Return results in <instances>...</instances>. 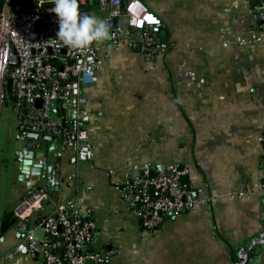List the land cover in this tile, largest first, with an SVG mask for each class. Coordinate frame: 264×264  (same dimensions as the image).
Instances as JSON below:
<instances>
[{
  "label": "crops",
  "instance_id": "crops-1",
  "mask_svg": "<svg viewBox=\"0 0 264 264\" xmlns=\"http://www.w3.org/2000/svg\"><path fill=\"white\" fill-rule=\"evenodd\" d=\"M145 3L165 24L155 61L145 60L139 39L124 40L132 33L125 19L123 39L97 46L106 60L84 90L90 160L72 163L57 139L19 138L15 110L0 108V259L26 236L15 226L3 232V215L42 185L51 196L43 215L70 196L93 209L90 248L118 249L108 264H264V30L255 2ZM83 10L109 15L98 0H85ZM55 114L74 110L60 103ZM146 163L184 164L181 180L196 193L192 206L150 230L118 189L142 174L133 164ZM42 263V255L26 254L4 262Z\"/></svg>",
  "mask_w": 264,
  "mask_h": 264
},
{
  "label": "built area",
  "instance_id": "built-area-1",
  "mask_svg": "<svg viewBox=\"0 0 264 264\" xmlns=\"http://www.w3.org/2000/svg\"><path fill=\"white\" fill-rule=\"evenodd\" d=\"M84 2L80 0V5ZM254 2L264 30V0ZM31 3L32 10L26 13L24 0H0V108L9 103L15 110L19 138L26 137L28 132L62 136L64 147L73 152L72 163L78 164L94 155L88 128L91 112L84 90L97 80V72L106 57L97 53L96 43L84 52L64 46L56 35L59 20L51 11L55 7L53 0H31ZM98 6L109 12L106 21L112 39L105 42L123 39L124 25L119 20L125 19L132 33L124 40L133 44L139 39L145 60H156L162 48L160 35L165 24L145 0H98ZM13 49L18 57L15 66L11 65ZM54 99L58 104L67 103L74 115L54 114ZM39 100L41 105L37 104ZM133 167L142 174L126 179L118 189L136 205L135 214L142 229H153L168 212L180 213L196 202L194 191L181 180L182 175L189 173L188 168L178 170L170 166L173 174H167L149 163L133 164ZM76 177L75 173L71 175V179ZM261 188L264 196V172ZM50 198L48 189L41 185L15 207L18 218L15 227L26 236L0 259V264L17 261L25 254L42 255V264H85L87 259L93 260V264H108L118 249L90 248L97 230L93 209L83 206L76 196H70L56 202L52 213L43 215L39 211ZM40 227L44 235L38 237Z\"/></svg>",
  "mask_w": 264,
  "mask_h": 264
},
{
  "label": "clouds",
  "instance_id": "clouds-1",
  "mask_svg": "<svg viewBox=\"0 0 264 264\" xmlns=\"http://www.w3.org/2000/svg\"><path fill=\"white\" fill-rule=\"evenodd\" d=\"M59 20L57 38L71 50L84 52L93 43L112 39L109 23L80 11V0H53Z\"/></svg>",
  "mask_w": 264,
  "mask_h": 264
},
{
  "label": "water",
  "instance_id": "water-1",
  "mask_svg": "<svg viewBox=\"0 0 264 264\" xmlns=\"http://www.w3.org/2000/svg\"><path fill=\"white\" fill-rule=\"evenodd\" d=\"M17 1V0H15ZM25 1V8H24V11L26 13H29L31 12L32 10V3H31V0H24ZM82 13H86V14H89V11L88 10H83L81 11ZM90 15V14H89ZM166 32V31H165ZM13 52V56H12V59H11V65L12 66H15L18 64V57L15 55V50L13 49L12 50ZM12 89V80L9 79V83H8V90L11 91ZM42 101L39 100L37 102L38 105H41ZM57 106H58V101L56 99H54L52 101V112L55 114L57 113ZM27 137L28 138H31L33 140H44V139H57L59 144H63V137H57V136H53V135H47L45 133H39V132H28L27 133ZM36 153V152H35ZM37 154V153H36ZM185 168L184 164H180L177 166V169L178 170H183ZM160 169H164L165 173L167 174H173V169L172 168H169V167H166V168H163V166L160 167ZM182 180L185 181L187 179V176L186 174L182 175ZM34 181V187L35 185L40 181L39 177H34L32 179ZM45 187V186H44ZM36 188V187H35ZM46 188V187H45ZM47 189V188H46ZM150 193L153 194V187L151 186L150 187ZM194 196L196 197V193L194 192ZM85 264H93V260L91 259H87Z\"/></svg>",
  "mask_w": 264,
  "mask_h": 264
},
{
  "label": "trees",
  "instance_id": "trees-1",
  "mask_svg": "<svg viewBox=\"0 0 264 264\" xmlns=\"http://www.w3.org/2000/svg\"><path fill=\"white\" fill-rule=\"evenodd\" d=\"M38 187H41V186H38ZM17 221H18V218L15 216L14 211L6 212L1 219V230L5 232L9 228L15 226Z\"/></svg>",
  "mask_w": 264,
  "mask_h": 264
},
{
  "label": "rangeland",
  "instance_id": "rangeland-1",
  "mask_svg": "<svg viewBox=\"0 0 264 264\" xmlns=\"http://www.w3.org/2000/svg\"><path fill=\"white\" fill-rule=\"evenodd\" d=\"M5 107H6V106H4V108H5ZM37 234L39 235V234H40V232L38 231V232H37Z\"/></svg>",
  "mask_w": 264,
  "mask_h": 264
}]
</instances>
